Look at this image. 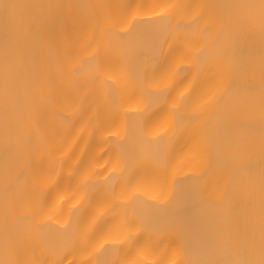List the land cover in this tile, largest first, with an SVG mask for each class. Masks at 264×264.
Masks as SVG:
<instances>
[{
	"label": "bare ground",
	"instance_id": "1",
	"mask_svg": "<svg viewBox=\"0 0 264 264\" xmlns=\"http://www.w3.org/2000/svg\"><path fill=\"white\" fill-rule=\"evenodd\" d=\"M264 0H0V264H262Z\"/></svg>",
	"mask_w": 264,
	"mask_h": 264
},
{
	"label": "snow or ice",
	"instance_id": "2",
	"mask_svg": "<svg viewBox=\"0 0 264 264\" xmlns=\"http://www.w3.org/2000/svg\"><path fill=\"white\" fill-rule=\"evenodd\" d=\"M262 264H264V262H262Z\"/></svg>",
	"mask_w": 264,
	"mask_h": 264
}]
</instances>
